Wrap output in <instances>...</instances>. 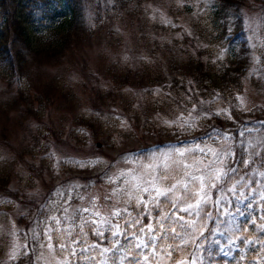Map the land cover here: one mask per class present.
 Masks as SVG:
<instances>
[{
	"label": "rangeland",
	"instance_id": "1",
	"mask_svg": "<svg viewBox=\"0 0 264 264\" xmlns=\"http://www.w3.org/2000/svg\"><path fill=\"white\" fill-rule=\"evenodd\" d=\"M242 1L237 8L228 9L227 15L229 22L240 17L250 49L247 54L250 61L235 95H243L248 106L255 107L264 103V80L260 79L264 75V48L258 46L254 49L250 45L264 42V0ZM98 2L101 7L99 12ZM114 2L84 0L83 19L88 25L85 38L71 42L61 56L42 61L40 56L29 72L12 83L0 77V175L8 177L7 186L0 188V264L12 262L9 256L13 242L17 245L32 243L31 232L27 241L21 238L20 233L34 227L33 222L40 217L42 205L62 202L56 193L58 189L63 191L68 182L91 185L87 189H79L85 196L79 202L81 207L91 208L89 194L102 197L105 191L111 190L112 186L96 181L103 166L81 169L59 161L102 157L109 164H115V173L120 169L137 167L135 164L116 163L123 154L139 156L147 164L151 153L157 149L166 151L179 146L180 141L194 144L199 137L206 140L214 152L226 154L223 165L215 158L209 161L213 168L223 167L226 171L234 157L227 153H234V147L245 146L241 142L243 139L232 137L230 131L228 138H217L215 141L208 140L204 135L207 129L201 133L200 129L184 130L178 135L176 129L159 123L173 118L168 105L157 103V97L151 91H145L147 88H163L174 99H180L185 97L187 88H192L186 81V89H178V92L179 86L172 84L173 77L185 74L183 67L195 51L196 10L184 8L187 0L183 6L178 0H134L128 7L113 6ZM195 2L197 6V0ZM48 24L42 22L45 27ZM45 31L43 28L40 30L41 33ZM198 44L202 45L203 41L200 39ZM256 57L260 58V63H256ZM144 71L158 81L150 84L139 78ZM194 93L199 94L196 90H193ZM238 115L245 120L254 117L258 121L264 120V111L245 110ZM116 116L121 120L117 121ZM246 126L251 127L249 124ZM128 128L130 130L126 131ZM78 129H83L87 135ZM261 141H264V133L254 131L247 137V147H264ZM98 142L100 145H97ZM50 153L53 154L51 159ZM213 182L220 186L224 179ZM234 187V183L227 189L223 187L217 197L221 211L229 216L234 214L236 207L231 208V205L236 202L230 201L227 191ZM212 190H207L210 200ZM66 195L73 197L69 205L76 203V192ZM96 210L109 217V209L102 206V201H97V208L93 211ZM157 212L153 209L151 215L145 214L143 224L155 228ZM171 212L177 217L183 215L185 221L193 219L192 213L178 212L177 209H171ZM50 214L58 218L64 215L59 211ZM195 221L199 228L196 243L200 246V217H195ZM120 225V231L125 234L114 237L106 233L103 240L86 225L85 242L99 243L102 247H109L110 251L103 257L96 254L95 261L73 258L72 264H105V261L107 264H137L135 256L139 250L134 245L144 236L133 235L137 229L128 228L123 221ZM64 226L62 223L61 227ZM229 227L233 229V224ZM36 231L39 232L40 227L36 226ZM117 239L119 245L113 251L111 245ZM198 250L200 252V247ZM40 251L44 252V256L35 264H57L60 261L58 256L55 262L52 260L54 253L46 249ZM197 264H200V259Z\"/></svg>",
	"mask_w": 264,
	"mask_h": 264
},
{
	"label": "snow or ice",
	"instance_id": "2",
	"mask_svg": "<svg viewBox=\"0 0 264 264\" xmlns=\"http://www.w3.org/2000/svg\"><path fill=\"white\" fill-rule=\"evenodd\" d=\"M184 2L185 0H178L181 6ZM172 26L175 27V25ZM188 34L191 35V33ZM250 46L254 49L258 46L264 48V42ZM205 47L207 46L205 45ZM255 60L256 63H260L259 57H256ZM260 79L264 80V75ZM191 83L189 81V84ZM145 91H151L157 97V103L168 105L173 118L161 120L160 124L169 129H176L178 135L182 134L184 130L207 129L204 135L212 141L217 138H228L227 133L229 132L228 129L205 123L213 117L229 120L235 124L233 113L245 110L264 111V103L249 107L243 95H232L230 92L221 94L213 91L209 94L211 99H202L198 93L194 97L193 89L187 88L185 97L174 99L171 93L164 92L163 88L146 89ZM220 105L226 107H219ZM97 115L99 114L97 113ZM115 119L120 121L121 117L116 116ZM259 123L261 127H264V120ZM125 130L129 131L130 128ZM77 131L87 135L83 129ZM254 131H260V129L245 126L241 122L238 132L232 134L237 138H243L241 142L245 145V152H248L247 136ZM196 140L198 142L194 144L180 141L179 146L166 151L157 149L151 153V160L147 164L139 156L123 154L116 163L135 164L137 167L120 169L115 173L113 172L115 164H109L102 157L85 160L70 158L59 161L62 164H71L81 169L103 166V170L96 176V181L101 185L112 186L111 190L105 191L102 197L89 194L91 208L81 207L79 202L84 200L85 196L79 192V189H87L91 185L68 182L63 191L58 189L56 193L62 202L42 205L40 217L33 222L34 227L20 233L21 238L27 241L29 232H31L32 243L25 242L17 245L13 242L9 259L15 261L26 258L30 264H35L37 259L44 256V252L40 250L46 249L49 253L55 254L52 257L54 262L57 256L60 257L57 264H72L73 258L77 257L81 260L95 261L96 254L103 257L110 251V248L102 247L99 243L87 244L84 240V235H87L84 231L85 226H90L95 236L103 240L106 233L114 237L125 234L120 231V221H123L128 228L137 229L133 235L143 234L144 236V239H139V242L134 245L139 250L135 256L137 264H197L200 259L198 250L200 246L196 243V233L199 228L195 217L210 215L205 207L211 203L207 190L216 188L217 184L213 181L226 179L228 173L234 172L235 169L229 168L228 171H225L223 167L213 168L209 161L215 158L223 165L226 154L214 152L204 139L197 137ZM261 144H264V141H261ZM255 147L253 145V148ZM249 154L255 157L261 155L259 151ZM227 155H235V153L230 152ZM52 156L53 154L50 153L49 158L51 159ZM242 162L246 166L253 163L252 160ZM171 181L175 182L170 183ZM165 184L168 186L163 187ZM71 192L77 193L76 203L69 205L73 197L66 193ZM97 201H102V206L109 209V217L102 216L99 210L93 211L97 208ZM70 207L71 214L69 215ZM153 209L158 210L155 228L151 225L145 226L142 222V217L145 214L151 215ZM171 209L192 213L193 219L185 221L183 215L177 217L171 212ZM56 211L62 212L64 215L58 218L56 215L50 214ZM133 212L136 214L133 215ZM21 214L24 215L23 212ZM165 222H168L167 227ZM62 223L65 225L64 227H61ZM36 226L40 227L39 232L36 231ZM261 243L264 244V241ZM74 245L79 247H74ZM118 245L119 240H114L111 249L115 251ZM194 248L196 250H193ZM105 264H107L106 261Z\"/></svg>",
	"mask_w": 264,
	"mask_h": 264
},
{
	"label": "trees",
	"instance_id": "3",
	"mask_svg": "<svg viewBox=\"0 0 264 264\" xmlns=\"http://www.w3.org/2000/svg\"><path fill=\"white\" fill-rule=\"evenodd\" d=\"M114 1L113 6L128 7L134 0ZM195 1L187 0L184 5L188 11L196 10L194 22L197 29L193 37L195 51L183 67L185 74L173 77L172 84L174 87L179 86V92L178 89H186V81L188 84L191 81L189 85L202 98L211 99L209 94L213 91L235 95V89L241 83L250 61L247 55L250 49L240 17L229 22L227 15L228 9L237 8L243 1L197 0V6ZM83 2L0 0V77L12 83L29 72L40 56L41 61L61 56L71 42L85 38L88 25L83 19ZM100 9L98 2V12ZM42 22L49 24L45 27ZM42 28L46 30L45 33L40 32ZM35 34L40 36L36 37ZM200 39L202 45L198 44ZM142 74L138 75L141 76L139 78L150 84L158 81L148 71ZM238 114L233 115L235 124L216 117L205 123L228 129L233 134L238 132L243 122L245 126L249 124L254 129H260L256 132L264 133V127H261L257 117L245 120ZM232 137L238 139L234 135ZM256 151L261 153L259 157L249 154ZM234 153L226 171L229 168L235 171L229 172L224 182L213 188L211 203L205 206L210 215L200 217V264H264V244L261 243L264 241V147H248V152L244 151V147H234ZM247 160L253 163L246 166L242 161ZM7 182L8 177L0 175V188L7 186ZM233 183L235 187L227 193L230 194V201L236 202L231 205L236 210L229 216L221 211L217 197L220 189H227ZM230 224H233V229H230ZM24 263L29 264L30 261L25 258L3 264Z\"/></svg>",
	"mask_w": 264,
	"mask_h": 264
},
{
	"label": "water",
	"instance_id": "4",
	"mask_svg": "<svg viewBox=\"0 0 264 264\" xmlns=\"http://www.w3.org/2000/svg\"><path fill=\"white\" fill-rule=\"evenodd\" d=\"M97 145H100V143L98 142Z\"/></svg>",
	"mask_w": 264,
	"mask_h": 264
}]
</instances>
